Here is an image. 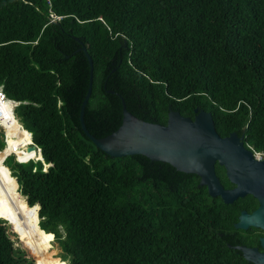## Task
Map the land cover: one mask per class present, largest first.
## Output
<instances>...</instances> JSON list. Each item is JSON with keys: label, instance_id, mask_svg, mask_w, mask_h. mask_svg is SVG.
<instances>
[{"label": "trees", "instance_id": "1", "mask_svg": "<svg viewBox=\"0 0 264 264\" xmlns=\"http://www.w3.org/2000/svg\"><path fill=\"white\" fill-rule=\"evenodd\" d=\"M87 54L85 123L97 138L121 127L124 99L162 124L171 108L205 109L222 136L264 153V0H0V85L28 102L16 114L42 152L27 151L32 134L2 94L0 122L18 155L52 163L0 161V264H22L7 224L34 212L71 264H254L233 235L255 230L235 228L253 196L226 204L196 174L112 157L87 136Z\"/></svg>", "mask_w": 264, "mask_h": 264}, {"label": "water", "instance_id": "2", "mask_svg": "<svg viewBox=\"0 0 264 264\" xmlns=\"http://www.w3.org/2000/svg\"><path fill=\"white\" fill-rule=\"evenodd\" d=\"M87 52L85 46L82 47ZM88 55V54H87ZM91 64L89 89L81 105L80 121L87 136L98 148L112 157L145 155L153 161L171 164L178 171L196 174L200 185L207 186L212 197L220 196L226 204L248 195L258 200L259 206L251 213L242 210L235 228L264 231V158L258 159L255 150L245 144L237 132L222 136L215 125L213 114L195 108V116H184L172 108L166 124L145 121L127 109L123 101V123L106 137L97 138L87 128L85 111L92 95L94 63ZM114 93L115 91L109 90ZM35 150L29 147L28 151ZM219 163L226 169L234 188H225L216 172ZM18 184L17 178H15ZM19 188V184H18ZM263 251L247 245L234 246L249 262L264 264V237L260 239Z\"/></svg>", "mask_w": 264, "mask_h": 264}, {"label": "rangeland", "instance_id": "3", "mask_svg": "<svg viewBox=\"0 0 264 264\" xmlns=\"http://www.w3.org/2000/svg\"><path fill=\"white\" fill-rule=\"evenodd\" d=\"M17 128L20 130V126ZM5 130L6 128L0 124V142L3 144V140H5L6 143V148L3 151H0V161L10 156L12 152H15L19 157V162L23 160L24 162H28L30 160L29 158H26L22 154L18 155V153L14 151L12 145L9 144V138L12 136L7 135V130L5 135ZM5 162L6 161H4V165ZM8 222L11 223L17 233L20 234V236H18L13 227L7 224L9 235L12 237V241L14 243L16 255L22 264H37L36 258L33 256V252L43 263L57 264L62 261L64 263L68 262V264H71V258L64 254L65 252L63 247L55 240L54 233H46L42 231L40 227V220L36 216L35 212L27 221L9 220Z\"/></svg>", "mask_w": 264, "mask_h": 264}, {"label": "flooded vegetation", "instance_id": "4", "mask_svg": "<svg viewBox=\"0 0 264 264\" xmlns=\"http://www.w3.org/2000/svg\"><path fill=\"white\" fill-rule=\"evenodd\" d=\"M232 132H236V131H231L229 134H231ZM245 132V131H244ZM228 134V135H229ZM238 135L239 136H242V137H244V134H242V135H240L239 133H238ZM224 136H227V135H224ZM256 152V151H255ZM257 153H259V152H257ZM260 153H262V152H260ZM220 167H222V169L225 171V175H226V177H227V174H226V169H225V167L224 166H221L219 163H217L216 164V172H217V175L219 176V178L221 179V182L223 183V185L225 186V188H228V189H231V188H234L235 187V185L234 184H232L230 181H229V179H228V177H227V179H228V181L230 182V186H226L225 184H224V181H223V179H222V177L220 176ZM219 168V169H218ZM219 172V173H218ZM257 200V199H256ZM259 206V202H258V200H257V205L251 210V211H249V210H247V209H243V210H247L248 212H252L253 210H255L257 207ZM239 215V214H238ZM236 223V222H235ZM238 230V229H237ZM234 235V238H235V240L237 239V240H240L242 243H241V245H247V246H250V247H257L258 249H259V251H263V247H262V245H261V238H263L264 237V231H262L261 229H255V230H252L251 232H247L246 234H245V232H235V234H233ZM246 242V243H243V242Z\"/></svg>", "mask_w": 264, "mask_h": 264}, {"label": "clouds", "instance_id": "5", "mask_svg": "<svg viewBox=\"0 0 264 264\" xmlns=\"http://www.w3.org/2000/svg\"><path fill=\"white\" fill-rule=\"evenodd\" d=\"M0 94H2L3 95V97H4V99L5 100H9V101H11L12 102V106L10 107L11 108V111L14 113V115H15V119H16V121H17V123L19 124V126H20V130H27V131H29L31 134H32V144H30L28 147H27V151H28V148L29 147H34L35 148V150H33V151H31V152H39V150L42 152V148L40 147V146H38L36 143H35V141H34V139H33V133L30 131V130H28V129H26L21 123H20V121H19V119H18V117H17V114H16V108L19 106V105H21V104H25V103H28L27 101H17V100H15V99H12V98H10L7 94H6V92H5V90H4V86L3 85H0ZM0 124L2 125V126H4V124H3V121H1L0 122ZM5 135H6V130H5ZM4 138H5V136H4ZM3 142H4V149L6 148V143H5V140H3ZM3 149V150H4ZM29 152V151H28ZM257 152H255V154H256ZM260 153V152H259ZM264 154V153H263ZM11 155H12V157H15V159H16V161L17 162H19L18 161V156L16 155V153L15 152H12L11 154H10V156H8L6 159H5V161L9 158V157H11ZM42 155H43V153H42ZM43 158H44V156H43ZM44 160L46 161V159L44 158ZM31 161H33V162H35V164H38V163H42V165H43V170L44 171H47L48 169H49V167L50 166H52V163H49V162H47L46 161V163H49L50 164V166H46V164L45 163H43V161H36V160H34V159H31V160H29L28 162H31ZM28 162H24V163H28ZM19 163H22V162H19ZM5 166V165H4ZM7 167V166H6ZM47 167V168H46ZM8 168V167H7ZM10 169V168H9ZM36 169H37V167H35L34 168V171H36ZM11 170V169H10ZM11 173H12V170H11ZM12 177H13V175H12ZM13 178H16V177H13ZM21 193V192H20Z\"/></svg>", "mask_w": 264, "mask_h": 264}, {"label": "built area", "instance_id": "6", "mask_svg": "<svg viewBox=\"0 0 264 264\" xmlns=\"http://www.w3.org/2000/svg\"><path fill=\"white\" fill-rule=\"evenodd\" d=\"M255 155L260 160L264 158V154L263 153H256Z\"/></svg>", "mask_w": 264, "mask_h": 264}, {"label": "bare ground", "instance_id": "7", "mask_svg": "<svg viewBox=\"0 0 264 264\" xmlns=\"http://www.w3.org/2000/svg\"><path fill=\"white\" fill-rule=\"evenodd\" d=\"M31 153H36V152H31Z\"/></svg>", "mask_w": 264, "mask_h": 264}]
</instances>
